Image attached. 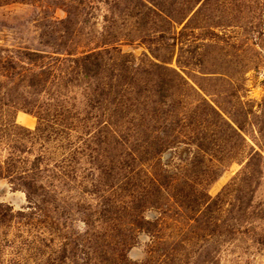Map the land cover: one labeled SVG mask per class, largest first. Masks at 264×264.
Masks as SVG:
<instances>
[{
	"label": "rangeland",
	"instance_id": "374dc122",
	"mask_svg": "<svg viewBox=\"0 0 264 264\" xmlns=\"http://www.w3.org/2000/svg\"><path fill=\"white\" fill-rule=\"evenodd\" d=\"M0 264H264V0H0Z\"/></svg>",
	"mask_w": 264,
	"mask_h": 264
},
{
	"label": "trees",
	"instance_id": "16d2710c",
	"mask_svg": "<svg viewBox=\"0 0 264 264\" xmlns=\"http://www.w3.org/2000/svg\"><path fill=\"white\" fill-rule=\"evenodd\" d=\"M96 58V54H87V55H85L82 59L84 60V61H89V63H91L92 61H93V59H95ZM96 65H98V64H96Z\"/></svg>",
	"mask_w": 264,
	"mask_h": 264
}]
</instances>
